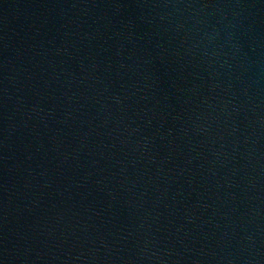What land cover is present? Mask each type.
I'll list each match as a JSON object with an SVG mask.
<instances>
[{
    "label": "water",
    "instance_id": "water-1",
    "mask_svg": "<svg viewBox=\"0 0 264 264\" xmlns=\"http://www.w3.org/2000/svg\"><path fill=\"white\" fill-rule=\"evenodd\" d=\"M0 264H264V0H0Z\"/></svg>",
    "mask_w": 264,
    "mask_h": 264
}]
</instances>
